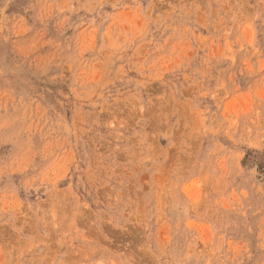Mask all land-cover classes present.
Wrapping results in <instances>:
<instances>
[{"label": "rangeland", "instance_id": "obj_1", "mask_svg": "<svg viewBox=\"0 0 264 264\" xmlns=\"http://www.w3.org/2000/svg\"><path fill=\"white\" fill-rule=\"evenodd\" d=\"M0 264H264V0H0Z\"/></svg>", "mask_w": 264, "mask_h": 264}]
</instances>
